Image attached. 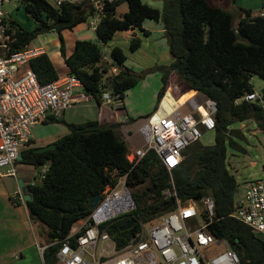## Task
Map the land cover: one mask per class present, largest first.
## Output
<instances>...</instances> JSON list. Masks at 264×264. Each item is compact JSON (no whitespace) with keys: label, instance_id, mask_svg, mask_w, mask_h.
<instances>
[{"label":"trees","instance_id":"16d2710c","mask_svg":"<svg viewBox=\"0 0 264 264\" xmlns=\"http://www.w3.org/2000/svg\"><path fill=\"white\" fill-rule=\"evenodd\" d=\"M123 1L128 3V11L118 17L117 7ZM164 1L163 11L144 0L108 3L95 31L106 44L122 30L140 29L147 36L150 31L143 27L145 20L162 19L173 62L160 68L163 85L158 102L172 73L187 83L192 92L199 90L213 98L217 102L215 143L204 146L195 142L172 170L153 149L133 167L127 157V143L117 129L88 121L68 124L70 132L56 141L54 149L24 150L22 163L48 165L42 182L27 187L32 197L28 202L31 217L48 228L50 243L43 255L45 264H56L61 241L77 222L91 214L88 199L101 194L107 185H115L123 174H128L127 182L137 207L130 218L137 222L127 231H122L127 219L112 228L111 234L120 246L139 228V221L149 222L165 212L170 202L165 192L172 190L182 205L211 197L215 211L209 232L226 240L242 264H264V239L233 217L240 184L227 164V144L241 148L233 140V136L243 137L240 129L231 128L235 122L254 121L264 132V86L257 100H240L246 93L256 92L254 75L264 79V15L254 14L251 8H234V12L211 0ZM20 6L35 27L26 29L13 17L8 18L5 32L11 51L21 50L44 32L56 31L69 74L77 76L99 104L104 103L107 84L122 100L138 84L142 76L125 65L127 55L118 46L110 51L111 64L104 61L102 45L91 40L77 39L73 52L67 53L63 32L96 13L88 0L65 2L61 6L49 0H22ZM142 44L141 37L133 36L130 49L135 51ZM31 65L42 83L59 77L48 53L32 59ZM112 66L118 67V72L109 76Z\"/></svg>","mask_w":264,"mask_h":264},{"label":"built area","instance_id":"2783aa9c","mask_svg":"<svg viewBox=\"0 0 264 264\" xmlns=\"http://www.w3.org/2000/svg\"><path fill=\"white\" fill-rule=\"evenodd\" d=\"M12 1L0 0L2 177L18 176L20 155L31 143L34 125L61 117L77 102L94 99L85 91L81 80L69 73L47 83L40 82L31 61L46 53L42 45L28 44L21 50L11 51L5 27L12 15L5 5ZM15 1L21 3L22 0ZM84 1L87 0L50 2L61 6L65 2ZM115 1L88 0V3L102 16L107 12V4ZM261 14L264 15V11ZM98 22L97 19L91 25L96 27ZM184 90L178 88L179 93L175 94L169 83L155 112L146 117V145L129 150L127 154L133 167L153 149L172 170L182 162L184 151L198 142L205 130L216 128L217 102L199 90L185 97ZM258 98L257 92H248L240 100ZM103 100L115 108L123 105L120 94L113 93L108 84L104 86ZM36 168L38 178L43 179L48 165ZM127 179L128 174L119 175L115 185L105 187L96 208L87 218L77 222L70 235L61 241L56 264H242L227 241L216 238L208 230L215 211L213 199L205 197L182 205L172 190H166L165 198L175 201L173 207L149 222L139 221V228L125 245L120 246L111 230L121 220H135L130 215L137 209ZM233 217L256 235H264V176L247 183L243 197L236 201ZM46 248L40 249L43 255Z\"/></svg>","mask_w":264,"mask_h":264},{"label":"rangeland","instance_id":"374dc122","mask_svg":"<svg viewBox=\"0 0 264 264\" xmlns=\"http://www.w3.org/2000/svg\"><path fill=\"white\" fill-rule=\"evenodd\" d=\"M51 1V0H49ZM144 2L160 9H164V0H144ZM211 2L223 6L232 11H241V8H252L254 13H262L264 11V0H211ZM6 9L11 13L12 17L16 19L23 27L30 29L35 27L33 20H28L24 12L23 7L17 1H12L5 5ZM236 10H235V9ZM128 11V3L123 1L117 7V16H122ZM243 12V11H242ZM101 15L95 13L90 15L88 19L77 26L74 29H67L64 32L65 40L68 44L72 43L74 37L78 36L79 39L91 40L93 42L102 45L104 53V61L106 60L110 64L112 59L110 57V51L113 47L118 46L122 48L127 55V61L125 65L130 68L134 73L142 76L139 79L138 84L129 89L125 95L126 106L133 115H137L146 109L147 104L153 102L156 105L158 101V93L156 97H153L154 88L156 87L155 81H158L159 85H163V70L161 66H169L173 62V57L170 51L169 43L164 31L163 20L156 21L155 19L147 18L144 22V27L150 31L149 35L145 36L144 33L137 29L134 33L133 29L118 31L113 39L108 43H102L97 36L95 27L92 26V22L97 19L100 20ZM133 36L141 37L143 44L135 51L130 49V40ZM59 39L56 31H49L40 34L30 44H46L49 48H52V41ZM114 66L110 69L107 75L112 76L117 73L114 72ZM252 83L256 92L262 96V90L264 86V79L259 75H254ZM175 86H174V85ZM175 94H178V88L185 89V97H189L194 94L191 91L187 83L180 81V78L176 75L173 82L170 84ZM177 90V91H176ZM154 110V109H153ZM136 112V113H134ZM144 117L146 115H143ZM231 128L240 129L243 133V137L233 136L234 142L241 147L232 146L227 144V164L230 171L235 174L240 187L236 196V201L241 199L245 193L247 183L253 179H257L264 176V132L258 127L254 121L247 122H235ZM215 130H205L199 140V143L204 146L213 145L215 143ZM253 162H256L254 164ZM39 183L42 179H38ZM264 239V235L260 236ZM42 243L48 244L50 240L47 236L42 239Z\"/></svg>","mask_w":264,"mask_h":264},{"label":"crops","instance_id":"0c3cea01","mask_svg":"<svg viewBox=\"0 0 264 264\" xmlns=\"http://www.w3.org/2000/svg\"><path fill=\"white\" fill-rule=\"evenodd\" d=\"M254 14L260 13L255 12ZM136 30L134 33L137 35ZM77 39H79L78 36L74 37L71 44L66 42L68 54L73 52ZM51 43L52 48L46 44L36 45L45 47L46 53L49 54L59 72V76L68 74L69 68L61 54L59 39H55ZM114 69L118 70V67L114 66ZM175 76V73L170 75V84ZM155 83L154 98L156 92L159 96L162 88L157 80ZM158 103L157 101L156 105L153 106V102H151L149 105L147 104L144 111L133 115L126 106L125 97L123 105L119 108L107 103L99 104L95 99L77 102L66 109L58 120L50 119L34 125L31 143L23 148L22 153L27 149L36 151L39 147L56 143L60 137L70 132L68 124H80L88 121H98L99 124L110 127L118 125L114 129H117V132L124 138L129 150L145 146L147 136L144 131V122L146 117L155 112ZM253 163L256 164V162ZM18 170V176H0V264H45L40 249L47 246V244L42 243V239L47 236L48 228L31 217L28 204L25 203L19 185V181L22 179L25 182L26 194H29L28 185L39 183L37 168L33 164H25L20 160Z\"/></svg>","mask_w":264,"mask_h":264},{"label":"water","instance_id":"95a60500","mask_svg":"<svg viewBox=\"0 0 264 264\" xmlns=\"http://www.w3.org/2000/svg\"><path fill=\"white\" fill-rule=\"evenodd\" d=\"M116 126H118V125H112L113 128ZM56 146H57L56 143H52V144H49V145H46L43 147H39L38 149H36V151L42 152L45 150L54 149V148H56ZM22 159H23V154L20 155V160H22ZM19 185H20V189H21V192L23 194L25 203L28 204V202L32 201V197L30 194H26V190L24 189L25 182L22 179H20ZM100 199H101V194L90 197L87 201V205H88L89 210L93 211L96 208V206L99 204ZM174 204H175V201L171 200L169 202V204L165 207L164 211L165 212L168 211L170 208L173 207ZM134 225H135V220H130L129 222H127L122 227V231L130 230L133 228Z\"/></svg>","mask_w":264,"mask_h":264}]
</instances>
